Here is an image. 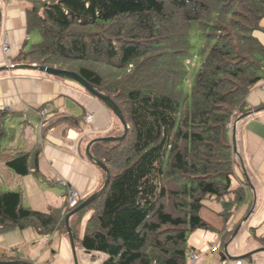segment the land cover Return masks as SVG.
I'll use <instances>...</instances> for the list:
<instances>
[{"label":"trees","instance_id":"obj_1","mask_svg":"<svg viewBox=\"0 0 264 264\" xmlns=\"http://www.w3.org/2000/svg\"><path fill=\"white\" fill-rule=\"evenodd\" d=\"M263 19L264 0H34L27 27L38 41L12 64L78 75L128 127L121 140L92 147L109 182L68 221L86 254H103L101 264H187V235L211 229L202 201L220 200L225 221L245 202V185L231 184V124L264 79V46L254 37ZM9 133L0 111V153ZM35 162L23 154L5 167L28 175ZM83 201L42 213L25 208L20 192L0 193V234H67L65 218Z\"/></svg>","mask_w":264,"mask_h":264},{"label":"crops","instance_id":"obj_2","mask_svg":"<svg viewBox=\"0 0 264 264\" xmlns=\"http://www.w3.org/2000/svg\"><path fill=\"white\" fill-rule=\"evenodd\" d=\"M33 4L34 0H0V68L6 66L1 48L4 40L12 60L30 46L35 31L27 27V14ZM260 28L254 37L264 46V19ZM42 110L46 111L44 117L39 114ZM0 111L6 114V124L12 115L17 120L16 125L9 124L16 133L10 134L2 149L4 167L7 160L18 155H36L28 175L12 172L14 186L20 184L22 188L17 192L25 208L42 213L63 208L67 196L61 182L73 188L80 201L101 190L105 174L88 152L94 157V143L123 132L111 110L93 94L69 78L30 69L3 70ZM233 133L236 153L231 184L233 188L245 185L246 200L227 221L222 217L220 200L202 201L200 216L211 229H196L187 235V264H264V252L251 254L264 249V79L247 96L244 111L232 123L231 138ZM50 183L60 186L61 194L48 191ZM52 242L50 235L40 236L30 228L1 233L0 262L57 264L63 258L68 264L66 241L58 240L62 256L56 255ZM211 244L218 245L215 253L209 252ZM20 248H27L25 255ZM85 255L94 258L96 264L105 259L99 253ZM192 255L197 259L192 261Z\"/></svg>","mask_w":264,"mask_h":264},{"label":"rangeland","instance_id":"obj_3","mask_svg":"<svg viewBox=\"0 0 264 264\" xmlns=\"http://www.w3.org/2000/svg\"><path fill=\"white\" fill-rule=\"evenodd\" d=\"M39 1H42V0H39ZM32 34L33 35L31 36V41H30L29 45H31L33 43H36L38 41L37 33L32 32ZM199 48H200V42L198 44H196V49H199ZM201 58H202L201 56L196 55V58H195L196 60H195L192 56H190V61H191V64H192L191 65V69L192 70L196 71L199 68V65H200V62H201ZM14 117H13V115L8 117V122L9 123L6 124V126L9 128V130H8V133L10 132L9 135L10 134L14 135V133H16L14 129H13L14 131L10 129V125H12L13 123H15V125H16V123H17L16 122L17 120ZM9 119H12V121H9ZM231 127H232V124H231ZM7 143H8V140L6 141L5 144H7ZM2 147L4 148V145L1 146V148ZM12 179H15V175L12 173L11 170H9L8 168L4 167L2 154H1L0 155V193L9 192V191L17 192V191H19V187H20V189H22L20 184H17L16 186H14V184H13L14 182H13ZM47 190L50 191V192H53V193L57 192L56 194H58V195L61 194L59 192V191H61L60 186L55 185L53 183H50V188L48 187ZM66 196H67V192H66ZM263 196H264V194H263ZM250 198H252V195H250ZM66 207H67V204H66ZM89 215H90V212L88 210H86L83 213L82 217H81V221L78 224V232H77L78 238H81L83 236L84 229H85V221L87 220ZM66 235L67 234H64V232H62V233L60 232L59 233V232H56V231L53 232L52 234H50V239H53L51 248L54 249V251L56 252V255L62 256V251H61L62 248L61 249H60V247L58 248V243H59L58 240L59 239L60 240H65L66 244H67V247H65V249H66V252H68L67 256L69 258L68 264H76V263L77 264H96V262L92 260V257H90L88 255H85V253H83L81 251V248L77 245V243L74 244V252H75V260H74V256L72 254L71 244H70L68 236L66 237ZM253 242L254 241H251V243H253ZM229 248H230V250H232L233 249V245L230 244ZM19 251H20L21 254L25 255L26 251H27V248H23V249L20 248ZM50 255H51V253H50ZM24 264H32V263L24 262ZM57 264H66L65 259H63V258L60 259L57 262Z\"/></svg>","mask_w":264,"mask_h":264},{"label":"water","instance_id":"obj_4","mask_svg":"<svg viewBox=\"0 0 264 264\" xmlns=\"http://www.w3.org/2000/svg\"><path fill=\"white\" fill-rule=\"evenodd\" d=\"M14 69H30V70H36L38 72H41L43 74H46L48 76H53V77H63V78H69L71 80H74L75 82H77L80 86H82L83 88H85L88 92H90L91 94H93L96 98H98L103 104H105V106H107L111 112L113 113V115L121 122L122 126H123V134L121 136L118 137H112V138H102L101 140L103 141H107V142H112V141H117V140H121L122 138H124L128 127L125 124V121L123 119L122 113L121 111L118 109V107L114 104V102L106 95H103L101 93H99L97 90L94 89V87H92L90 84H88L86 81H84L82 78H80L78 75L74 74V73H69L66 71H62V70H55V69H51V68H46V67H41V66H31V65H15L13 67H1L0 71L3 70H14ZM100 140V139H98ZM91 145V144H90ZM89 145V147H90ZM232 148H233V153H236V145H235V138H234V133L232 136ZM89 151V150H88ZM89 157H91L95 163L102 169L105 171L106 173V179L105 182L101 188V190L97 193L92 195L91 197H89L88 199L84 200L77 208H75L74 210H72L65 218V224L67 227V236L69 238L70 244H71V248H72V254L74 256V260H75V252H74V240H73V236L71 233L70 228H68V221L69 218L76 214L77 212H79L80 210L84 209L85 207H87L91 202H93L95 199H97V197L104 191V189L107 187L108 182H109V175H108V171L106 169V167L99 162L98 160H96L92 155H90V153L88 152ZM246 176V174H245ZM247 181L248 178H247ZM236 233V232H235ZM227 246L225 245V249H224V253L225 255L227 254ZM258 252H264V249H259L256 250L253 253H258ZM250 254V255H251ZM76 263V262H75ZM0 264H17L14 262H0ZM77 264V263H76Z\"/></svg>","mask_w":264,"mask_h":264},{"label":"built area","instance_id":"obj_5","mask_svg":"<svg viewBox=\"0 0 264 264\" xmlns=\"http://www.w3.org/2000/svg\"><path fill=\"white\" fill-rule=\"evenodd\" d=\"M1 48H2V52L4 54V59H5L7 66L13 67L11 64L12 63V58H11L12 56H11L10 46L5 40L2 42ZM45 113H46L45 110H42L41 112H39L40 116H42V117L45 116ZM87 119L90 120L91 117H87ZM60 185L62 187H64L66 189V192H67V197H66L67 207L69 209H73L75 206H77V204L79 203V200H80L77 192L73 188L69 187L65 182H61ZM217 249H218L217 244H211L210 248H209V252L215 253L217 251ZM196 259H197V257L195 255L191 256L192 261H194Z\"/></svg>","mask_w":264,"mask_h":264},{"label":"bare ground","instance_id":"obj_6","mask_svg":"<svg viewBox=\"0 0 264 264\" xmlns=\"http://www.w3.org/2000/svg\"><path fill=\"white\" fill-rule=\"evenodd\" d=\"M4 62H5V59H4ZM11 64H12V63H11ZM5 65H6V67L10 68V66H7L6 62H5ZM12 66H15V65L12 64Z\"/></svg>","mask_w":264,"mask_h":264},{"label":"clouds","instance_id":"obj_7","mask_svg":"<svg viewBox=\"0 0 264 264\" xmlns=\"http://www.w3.org/2000/svg\"><path fill=\"white\" fill-rule=\"evenodd\" d=\"M79 202H80V200H79Z\"/></svg>","mask_w":264,"mask_h":264}]
</instances>
